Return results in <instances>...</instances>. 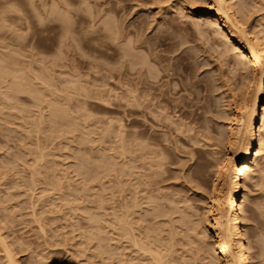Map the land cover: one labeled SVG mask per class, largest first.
<instances>
[{
	"label": "rangeland",
	"instance_id": "1",
	"mask_svg": "<svg viewBox=\"0 0 264 264\" xmlns=\"http://www.w3.org/2000/svg\"><path fill=\"white\" fill-rule=\"evenodd\" d=\"M209 2L0 0V66L7 71L0 73V264H8L4 246L18 264L217 262L213 188L230 151L227 125L251 104L262 71L247 69L245 58L215 30ZM235 2L264 36V0ZM135 32L155 42L160 65L174 63L159 84L166 81L163 88H173L174 98L189 96L186 108L194 114L144 110L141 74L129 76L125 56ZM150 48L143 43L139 50L155 58ZM223 48H229L225 55ZM13 66L24 73L17 79L23 85L11 84ZM14 85L30 89L17 93ZM68 119L78 126H63ZM247 175L242 220L252 261L264 264V152Z\"/></svg>",
	"mask_w": 264,
	"mask_h": 264
},
{
	"label": "bare ground",
	"instance_id": "2",
	"mask_svg": "<svg viewBox=\"0 0 264 264\" xmlns=\"http://www.w3.org/2000/svg\"><path fill=\"white\" fill-rule=\"evenodd\" d=\"M29 1H32V0H29ZM65 1V0H64ZM34 2V1H33ZM63 2V1H62ZM101 2V1H100ZM238 2V1H236ZM235 2V0H210L209 2V7L213 8L212 10V13H211V18L212 20L210 19L209 22H213L215 24V30H221L225 37H226V40L228 42H230V44L233 45V47H235V49H237L238 52H240V54L242 55L243 58H245L246 60V67L247 69L251 70L253 73H258V71L261 73L262 71V74L258 77V79L256 80V88L253 92V95H252V99H251V104L250 105H247V106H244L243 107V110L245 109V113H241L243 115H238L236 116V118L231 122L229 123L227 126V131H228V135L225 136L227 138V143H228V146H229V152H227V154H225L223 160H222V164H220L222 166L221 168V171H220V182L218 184V186L214 189V196H213V202H214V205H213V217H212V220H213V226H214V236H215V241H214V244L211 246L212 247V251H213V259H215L217 262V264H255L253 261H252V256H254L252 254V256L250 255V243L249 241L246 239V233H245V228H244V224L245 223L242 219H243V215H242V212H244V204L247 200V184H246V177L248 176L247 174L249 173V171L252 169V166H253V163L254 161L258 160V158H261V156H263V152H264V36L262 35V29L259 30L258 28L254 27V26H250L249 23H248V19L244 13V10L239 7V5ZM68 3V2H67ZM97 3H99L97 1ZM208 3V2H207ZM31 4H34V3H31ZM62 4V3H61ZM15 5V4H14ZM64 5V4H63ZM99 5V4H98ZM22 6V5H21ZM53 7L55 6H58V5H52ZM67 6V5H66ZM66 6H65V9H66ZM68 6H71L68 4ZM241 6V5H240ZM248 6V5H247ZM35 6L34 5V9H35ZM59 7V6H58ZM62 7V5H61ZM89 7V6H88ZM64 8V7H63ZM68 8V7H67ZM72 8V6H71ZM100 9H102L100 6H99ZM59 9V8H57ZM56 9V10H57ZM61 11H64L62 10V8H60ZM104 9V8H103ZM102 9V10H103ZM107 9V8H106ZM69 10V9H67ZM90 10V9H89ZM98 11L99 13L101 12H104V11ZM111 11V10H110ZM109 11V13L111 14V12ZM68 12V11H67ZM71 12V11H70ZM66 13V11H65ZM64 13V14H65ZM69 13V12H68ZM67 13V15H68ZM108 13V12H106ZM106 13H103L102 15L104 16V14ZM54 14V13H53ZM57 14V13H56ZM55 14V15H56ZM63 14V16H64ZM52 15V14H51ZM61 15V13H60ZM65 15V16H67ZM209 15V14H208ZM107 16V14H106ZM105 16V17H106ZM110 16V15H109ZM55 17V16H54ZM58 18H61L59 17V15L57 16ZM99 17V16H98ZM102 17V16H101ZM118 17V16H117ZM43 18V17H41ZM56 18V17H55ZM104 18V17H103ZM111 19L113 18L114 19V15L112 17V14H111ZM200 18V17H199ZM46 19V18H45ZM48 19V18H47ZM53 19V18H52ZM66 19V18H65ZM110 19V20H111ZM112 19V22H114V20ZM201 19V18H200ZM204 19V18H203ZM44 21V19H42ZM57 20V19H56ZM62 19H60L59 21H61ZM73 17H72V21L73 22ZM100 19H98L99 21ZM105 20V19H104ZM117 20V19H116ZM209 20V19H208ZM46 21V20H45ZM45 21H44V24H45ZM108 21V20H107ZM119 21V20H118ZM202 21V20H201ZM250 21V20H249ZM63 22H66L65 20ZM62 22V23H63ZM69 22V21H67ZM111 22V23H112ZM42 23V22H41ZM100 23V22H99ZM110 23V24H111ZM120 23V22H119ZM251 23V21H250ZM43 24V23H42ZM47 24V23H46ZM66 24V23H65ZM74 24V23H73ZM107 24V23H106ZM105 24V25H106ZM110 24H108L110 26ZM114 24V23H112ZM201 24V23H200ZM70 25V24H69ZM69 25L67 26L66 24V29L65 31H68V30H71L69 27ZM105 25H102V29L103 26L105 27ZM107 25V26H108ZM118 25V24H117ZM130 25V24H129ZM132 25V23H131ZM259 25V23H258ZM46 26V25H45ZM114 25H111V27L109 28L110 32H112L113 34H116L118 33V29H115L117 27H112ZM142 26V24H141ZM260 26V25H259ZM61 27L64 28V26L62 25ZM60 27V28H61ZM128 27V26H127ZM68 28V29H67ZM106 28V27H105ZM121 28V27H120ZM143 28V27H142ZM210 28V27H209ZM101 29V30H102ZM123 29V28H122ZM126 29V28H125ZM130 29V28H129ZM133 29V27H132ZM135 29V28H134ZM80 33V30L77 29ZM104 30H107V29H104ZM109 30H107L109 32ZM128 30V29H127ZM126 30V31H127ZM137 30V29H136ZM141 30V29H140ZM140 30L138 31L139 35H140ZM212 30V29H211ZM214 30V31H215ZM63 31V30H62ZM76 31V30H75ZM100 31V30H99ZM103 31V30H102ZM131 31V30H130ZM70 32V31H68ZM142 32V31H141ZM64 33V32H63ZM71 33V32H70ZM120 33V32H119ZM124 33V32H123ZM122 33V34H123ZM138 33H134L135 37H136V40L134 38V41L133 40H130L129 42V39H128V44L130 43V47L129 49H127L125 51V56L128 57V63H129V66H128V73L129 76H131V72L132 71H136L137 73H140L141 74V81L140 83L142 84L141 87H143L142 91H143V104L145 107L144 110L147 109V112H148V109L149 111L152 110V111H155L157 112V109H160L162 111H165L167 109H175V108H179V111H181L183 114H194V112L192 110H189L187 109L186 107L190 108L191 105H190V102L188 101L189 100V96L188 97H181V98H178L177 97H172L173 96V88H163L164 86L166 87V81L164 84H159L161 79L164 77V76H168L170 75L172 71H174L173 69V62H171L170 60H168V63L167 64H164V65H160L157 61V59L159 58L160 54L157 53V49H156V44L155 42H152L151 40H142L141 38H139L138 36ZM62 33H60L61 35ZM67 34V33H66ZM65 34V35H66ZM69 34V33H68ZM67 34V35H68ZM107 34V33H106ZM110 34V33H109ZM108 34V35H109ZM112 34V35H113ZM131 34V32H128V34H126L125 32V35H129ZM72 35V34H70ZM133 35V36H134ZM62 36V35H61ZM59 36V37H61ZM111 36V35H110ZM64 37V36H63ZM66 37V36H65ZM73 38V41L74 40V36L72 35L71 36ZM70 37V38H71ZM115 37V36H114ZM118 37V36H117ZM122 37V35H121ZM124 37V36H123ZM62 38V37H61ZM69 38V39H70ZM67 39V38H65ZM76 39V38H75ZM131 39V38H130ZM147 39V38H146ZM59 40V39H58ZM79 40V39H78ZM122 40V38H121ZM61 41V39H60ZM67 41V40H66ZM66 41L64 44H66ZM125 41V39H124ZM224 41V40H223ZM227 41H224V42H227ZM122 42V41H121ZM227 42V43H228ZM143 43H149L150 46H151V52L150 53H153V55H155V58H149L147 55H144L142 54L140 47H142V44ZM226 43V44H227ZM58 44H60L58 42ZM62 44V42H61ZM78 44H79V41H78ZM78 44L76 43L75 46H78ZM69 45V44H68ZM67 46V45H65ZM74 46V47H75ZM63 48V46H62ZM128 48V47H127ZM147 48V46H146ZM219 48V47H218ZM60 45H59V53L63 50L60 51ZM64 49V48H63ZM225 49V48H223ZM125 50V49H124ZM219 50V49H218ZM9 51V50H8ZM14 51V50H13ZM65 51H66V47H65ZM149 51V50H148ZM229 51V48H226L224 50V54L226 52ZM12 52V51H11ZM16 52V51H15ZM64 52V51H63ZM218 52V51H217ZM233 52V50H232ZM237 52V53H238ZM145 53V52H144ZM147 53V52H146ZM149 53V52H148ZM219 53V52H218ZM231 53V52H230ZM234 53V52H233ZM6 54H11V53H6ZM13 54H18V53H12ZM62 54V53H61ZM222 54V53H221ZM229 54V53H228ZM237 55V54H236ZM239 55V54H238ZM11 56V55H10ZM63 56V55H62ZM221 56V55H220ZM3 57V56H2ZM0 56V58H2ZM5 57H7L5 55ZM154 57V56H153ZM226 57H229V56H226ZM17 58V57H16ZM4 59V57L2 58V60ZM8 59H10V57H8ZM1 60V61H2ZM6 60V58H5ZM228 60V59H227ZM0 61V63H1ZM143 61V62H142ZM229 61V60H228ZM8 62V61H7ZM10 62V61H9ZM14 62V61H13ZM15 62H18L17 60H15ZM48 62V61H47ZM53 62V61H52ZM57 62V61H56ZM50 63V62H49ZM54 63V62H53ZM58 63V62H57ZM158 63V64H157ZM44 64V63H43ZM46 64V62H45ZM2 65V63H1ZM11 65V64H10ZM13 65V64H12ZM23 65V64H22ZM50 65V64H49ZM55 65H58V64H55ZM54 65V66H55ZM60 65V64H59ZM58 65V66H59ZM158 65V66H156ZM15 66V65H14ZM14 66L11 68V69H14ZM18 66V65H17ZM47 66V65H46ZM51 66V65H50ZM21 68V66H19ZM121 67V66H120ZM3 67L0 66V73L4 72V76H5V72L7 71H3L2 69ZM16 68L18 67H15V71L18 72L19 74V71L16 70ZM52 68V67H51ZM23 69V68H22ZM25 69V68H24ZM44 69V67L42 68ZM52 70V69H51ZM15 71H12L13 73V76H14V80L15 82H12V79L11 80V84L13 85V83L17 84V83H20L21 84V81H17V79L20 80L21 76L24 75V73L21 75L19 74V76L17 75V73H15ZM22 71V70H21ZM25 71V70H23ZM22 71V72H23ZM41 71V70H40ZM49 71V70H48ZM47 71V72H48ZM44 72V71H43ZM42 72V73H43ZM136 72L134 74H136ZM251 72V73H252ZM15 73V74H14ZM26 73V72H25ZM46 73V71H45ZM132 73V76H134ZM49 74V73H48ZM124 74V72L122 73ZM27 75V73H26ZM26 75L23 77L25 78ZM50 75V74H49ZM1 76V75H0ZM7 76V75H6ZM38 76V74H37ZM40 76V74H39ZM38 76V77H39ZM51 76V75H50ZM138 76V74H137ZM45 77H48L47 74L45 75ZM44 77V78H45ZM139 77V76H138ZM171 77V76H170ZM4 78V77H3ZM53 78V77H52ZM79 78V77H78ZM168 78V77H166ZM5 79V78H4ZM43 79V77L41 78ZM77 79V78H76ZM137 79V78H136ZM1 80V79H0ZM9 80V81H10ZM27 80V79H26ZM45 80V79H44ZM75 80V78H74ZM134 80V79H133ZM132 80V81H133ZM190 80V79H189ZM17 81V83H16ZM25 81V80H24ZM78 81V80H76ZM135 81V80H134ZM170 81V79H169ZM173 81V80H171ZM170 81V85L172 84ZM177 81V80H176ZM26 82V81H25ZM64 82V81H63ZM72 82L73 79H72ZM80 82V81H79ZM164 82V81H163ZM188 82V81H187ZM8 83V82H7ZM10 83V82H9ZM77 83V82H76ZM133 83V82H131ZM180 83V82H179ZM4 84V83H3ZM140 84V85H141ZM18 85V84H17ZM23 85V84H21ZM26 85V84H25ZM51 85V84H50ZM53 85V84H52ZM82 85V84H81ZM137 85V84H136ZM173 85V84H172ZM175 85V83H174ZM173 85V86H174ZM178 85V84H177ZM28 86V85H27ZM27 86H24V87H27ZM11 87V85H10ZM15 87V85H14ZM18 87V90L16 89ZM20 87V89H19ZM21 87L23 86H16L15 89L17 90V93H21L23 90L25 89H30V88H25L23 89L21 92ZM131 87V86H130ZM137 87V86H136ZM140 87V86H139ZM176 87V86H175ZM178 87V86H177ZM180 87V86H179ZM191 87V86H190ZM35 89H37L36 87H33ZM131 88H134V87H131ZM183 89H189L188 87V84H185V88L182 87ZM197 88V87H196ZM12 89H13V86H12ZM15 89L14 92H15ZM34 89V90H35ZM76 89V88H75ZM86 89V88H85ZM136 89V88H135ZM140 89V88H138ZM177 89V88H176ZM176 89H175V94H176ZM40 90V89H39ZM95 90V89H94ZM134 90V89H133ZM137 90V89H136ZM200 90V89H199ZM198 90V91H199ZM41 91V90H40ZM38 91V92H40ZM52 91V90H51ZM82 91V90H81ZM84 91V90H83ZM88 91V90H87ZM98 91V90H97ZM132 91V90H129V92ZM135 91V90H134ZM132 91L134 94L135 92L137 91ZM139 91V90H138ZM181 91V90H180ZM179 91V92H180ZM185 91V90H184ZM188 91V90H187ZM197 91V90H196ZM7 92V91H6ZM28 92V91H27ZM77 92H78V89H77ZM104 92V91H103ZM106 92V91H105ZM110 92V90H109ZM128 92V90H127ZM141 92V91H140ZM189 92V91H188ZM14 93L13 95V98L14 97ZM26 93V91H25ZM131 93V92H130ZM178 93V92H177ZM7 94V93H6ZM10 94H12L10 92ZM85 94L87 96V93H86V90H85ZM95 94V93H94ZM93 94V96H94ZM112 94V93H111ZM138 94V92H137ZM136 94V95H137ZM172 94V96H171ZM174 94V96H175ZM9 94H7L6 96L8 97ZM45 95V94H44ZM83 95V94H82ZM189 95V94H188ZM200 95V94H199ZM17 96V95H15ZM43 96V95H42ZM41 96V97H42ZM85 96V97H86ZM96 96V95H95ZM109 96V95H108ZM130 96V94H129ZM133 96V94H132ZM132 96L130 98H132ZM184 96V95H183ZM10 97V96H9ZM36 97V96H35ZM84 97V96H83ZM101 97V100H102V96ZM134 97V96H133ZM191 97V96H190ZM196 97V96H195ZM38 98V96H37ZM92 98V96H91ZM125 98V97H124ZM129 98V97H128ZM135 98V97H134ZM177 98V99H176ZM9 99V98H8ZM7 99V101H8ZM11 99V98H10ZM96 99V98H95ZM104 99V98H103ZM127 99V98H126ZM139 99H142V98H139ZM40 100V99H39ZM52 100V99H51ZM85 100V99H84ZM136 100V99H135ZM154 100H157L156 103H153ZM109 101V100H108ZM133 101V100H132ZM138 101V100H137ZM141 101V100H140ZM60 102V101H58ZM106 102V100L104 101ZM131 103V102H130ZM136 103V102H135ZM139 103V102H138ZM54 104V103H53ZM51 104V105H53ZM129 104V103H128ZM134 104V103H133ZM141 104V103H140ZM194 104V103H193ZM131 105V104H130ZM135 105V104H134ZM50 106V105H49ZM56 107H58L60 109V107L57 105V103L55 104ZM196 106V105H195ZM130 107V106H129ZM155 107V108H153ZM193 107V106H192ZM51 108H55V107H51ZM142 108V107H141ZM65 109V108H64ZM168 110V111H169ZM52 111V110H51ZM56 111V110H55ZM67 112V110H65V113ZM141 112V111H140ZM170 112V111H169ZM244 112V111H243ZM51 113V112H50ZM57 112H55L56 114ZM60 113V112H59ZM59 113H57L59 115ZM132 113V111H131ZM144 113L146 114V111H144ZM54 113L52 112V115ZM68 114V113H67ZM151 114V112H150ZM149 114V116H150ZM169 114V113H168ZM172 114V112H171ZM51 115V114H50ZM57 115V116H58ZM65 115V114H64ZM155 115V114H154ZM176 115V114H175ZM57 116H55L57 118ZM61 115H59L60 117ZM69 116V115H68ZM67 116V118H68ZM177 116V115H176ZM54 116L51 117V119L53 118ZM145 117V116H144ZM172 117V116H171ZM61 118V117H60ZM59 118V119H60ZM66 118V117H65ZM66 118V119H67ZM166 118V117H165ZM55 119V118H54ZM58 119V120H59ZM64 118H61L60 121H62ZM146 119V118H145ZM57 120V119H55ZM54 120V122H55ZM56 121V122H59V121ZM65 120V119H64ZM51 121V120H50ZM67 121L69 122H66L65 124L63 123V126L68 123H70V119H68ZM73 121V119H72ZM171 121V120H170ZM53 122V121H51ZM55 122V124H56ZM77 122V121H76ZM173 123V122H172ZM54 124V125H55ZM60 122L58 123L57 126H62V125H59ZM62 124V123H61ZM67 124V128H71L70 126L72 125V128L73 127V124L71 123L70 125ZM51 125V124H50ZM53 123H52V126H54ZM75 126H78L77 124H74ZM188 125V124H187ZM125 125H123L124 127ZM189 126V125H188ZM122 127V128H123ZM131 127V125H130ZM121 128V127H120ZM121 128V129H122ZM77 129V128H76ZM119 129V128H118ZM179 129V128H178ZM135 134V133H134ZM144 134V133H143ZM227 134V132H226ZM131 135V134H130ZM129 135V137H130ZM141 136V135H140ZM139 136V137H140ZM147 136V135H146ZM148 137V136H147ZM82 138V137H81ZM131 138V137H130ZM142 138V137H140ZM150 138V137H149ZM137 139V138H136ZM144 139V138H143ZM224 139V138H223ZM81 140V139H80ZM130 140V139H129ZM86 141V139H85ZM145 141V140H144ZM160 141V140H159ZM226 141V140H224ZM83 142V141H82ZM133 142V141H132ZM135 142V141H134ZM142 142V141H141ZM163 142V141H161ZM220 142V141H219ZM226 143V144H227ZM138 144V143H137ZM215 144V143H214ZM222 144V143H221ZM220 144V145H221ZM225 144V143H224ZM131 145V144H130ZM133 145V144H132ZM135 145V144H134ZM140 145V144H139ZM129 146V145H128ZM136 146V145H135ZM163 147V146H162ZM161 147V148H162ZM226 147V146H225ZM132 148V146H131ZM147 148V147H146ZM129 149V147L127 148ZM158 150V149H157ZM164 150V149H163ZM146 151V150H145ZM161 151V150H160ZM223 151V150H222ZM129 152V151H127ZM125 154V153H124ZM159 154V153H158ZM132 155V154H131ZM147 155V153H146ZM161 155V154H160ZM158 155V156H160ZM220 155V154H219ZM223 155V154H222ZM165 157V156H164ZM86 159V158H85ZM221 159V158H220ZM82 160V159H81ZM87 161V160H85ZM260 161V160H259ZM79 162H82V161H79ZM257 163V162H256ZM81 164V163H80ZM113 164V163H112ZM260 164V163H259ZM259 164H257V166H259ZM110 166V165H109ZM113 166V165H112ZM127 166V164H126ZM77 167V166H76ZM220 167V166H219ZM108 168V167H107ZM111 168V167H109ZM109 168L107 170H109ZM80 169V168H79ZM81 170V169H80ZM84 170V169H83ZM85 171V170H84ZM196 178V176H195ZM218 178V177H217ZM248 178V177H247ZM213 192V191H212ZM153 204V203H152ZM156 205V204H155ZM157 208V207H156ZM182 213V212H181ZM192 217V216H191ZM246 217V216H245ZM244 217V218H245ZM184 220V219H183ZM189 222H191L190 220H187ZM243 224V225H242ZM212 226V227H213ZM4 243H2L3 245ZM141 244V243H140ZM143 244V243H142ZM143 246V245H142ZM206 246V245H205ZM252 246V245H251ZM208 247V246H207ZM148 248V247H147ZM158 249V248H157ZM2 250H4V253H5V256L8 260V264H18V261L16 260V257H14V254L12 253V250H10V248L7 246H4V248H2ZM149 250V248H148ZM159 250V249H158ZM207 250H210V249H207ZM251 250V249H250ZM151 251V250H149ZM152 252V251H151ZM158 252V251H157ZM156 252V253H157ZM206 252V251H205ZM164 253V252H162ZM171 253V252H170ZM153 254V253H152ZM151 254V255H152ZM155 254V253H154ZM158 254V253H157ZM156 254V255H157ZM160 255V254H159ZM166 255V254H164ZM169 255V254H168ZM154 258V256H152ZM157 257V256H156ZM160 257V256H159ZM158 258V257H157ZM164 259V257H163ZM160 260V259H158ZM211 260V259H210ZM209 260V261H210ZM255 260V259H254ZM208 261V262H209ZM214 262V261H213ZM159 263V261H158ZM161 263V261H160ZM212 263V262H211ZM215 263V264H216Z\"/></svg>",
	"mask_w": 264,
	"mask_h": 264
}]
</instances>
